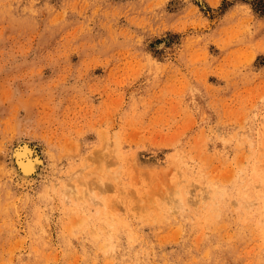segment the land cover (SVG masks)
<instances>
[{
	"label": "rangeland",
	"instance_id": "1",
	"mask_svg": "<svg viewBox=\"0 0 264 264\" xmlns=\"http://www.w3.org/2000/svg\"><path fill=\"white\" fill-rule=\"evenodd\" d=\"M0 264H264V0H0Z\"/></svg>",
	"mask_w": 264,
	"mask_h": 264
},
{
	"label": "bare ground",
	"instance_id": "2",
	"mask_svg": "<svg viewBox=\"0 0 264 264\" xmlns=\"http://www.w3.org/2000/svg\"><path fill=\"white\" fill-rule=\"evenodd\" d=\"M26 142V141H25ZM37 145V144H36ZM38 148V147H37ZM36 148V149H37ZM43 149V148H42ZM11 150V149H10ZM14 150V149H13ZM40 150V149H39ZM11 152V151H10ZM46 152V151H45ZM49 153V152H48ZM15 156L17 157V160L15 158V161H17V165L20 167H22V172L24 171V174H23V177H27V175L32 171V169L35 170V167H36V163L39 161L42 162V158L40 157L41 153L39 154L38 151H35V149H33V146H30L28 143H20L18 144L17 148L15 149V152H14ZM13 155V154H12ZM43 155V154H42ZM48 157H51V156H48ZM14 158V157H13ZM53 158V157H52ZM37 161V162H36ZM50 161V160H49ZM44 163V162H43ZM15 164V163H14ZM16 165V167H17ZM47 167V166H46ZM42 168V167H41ZM45 170V169H44ZM46 171V170H45ZM21 172V173H22ZM40 172V171H39ZM16 174V173H14ZM37 174V173H36ZM41 174V173H40ZM19 175V174H18ZM22 175V174H21ZM17 176V175H16ZM40 176V175H39ZM21 178V177H20ZM36 180V179H35ZM19 181V180H18ZM17 181V182H18ZM21 181V180H20ZM37 181V180H36ZM33 183V182H32ZM88 183V182H87ZM29 184V183H28ZM31 184V183H30ZM89 185V183H88ZM91 185V184H90ZM93 186V185H92ZM91 186V188H92ZM86 187V186H85ZM71 189L70 190H73L74 188L73 187H70ZM73 188V189H72ZM87 188V187H86ZM89 188V187H88ZM87 188V189H88ZM94 188V187H93ZM183 189V188H182ZM181 189V190H182ZM67 190V189H65ZM76 190V188L74 189V191ZM78 190V189H77ZM82 190V189H81ZM64 191V189H63ZM94 191V190H93ZM66 191H64L65 193ZM69 192V189L68 191ZM66 192V193H67ZM77 192V191H76ZM83 192V191H81ZM180 192V191H179ZM70 193V192H69ZM84 193H89V191L87 192H84ZM175 193V192H174ZM182 193V192H181ZM73 192L71 193V196H72ZM75 194V193H74ZM77 194V193H76ZM184 197L190 198V195H192V193L188 192L187 190L184 191ZM67 196L69 195L68 193L66 194ZM89 195V194H88ZM93 195V194H92ZM182 195V194H181ZM83 197V193L81 195ZM175 196V195H174ZM195 196V195H193ZM79 197V196H78ZM77 197V198H78ZM202 197H199L198 199H200ZM183 199V198H182ZM182 202V201H181ZM178 203H180V201L178 200ZM183 204V203H181ZM180 207V206H179ZM182 207V206H181ZM184 207V206H183Z\"/></svg>",
	"mask_w": 264,
	"mask_h": 264
}]
</instances>
